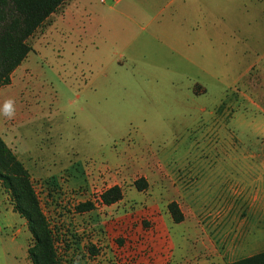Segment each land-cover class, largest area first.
<instances>
[{
	"label": "rangeland",
	"instance_id": "rangeland-1",
	"mask_svg": "<svg viewBox=\"0 0 264 264\" xmlns=\"http://www.w3.org/2000/svg\"><path fill=\"white\" fill-rule=\"evenodd\" d=\"M80 1L35 30L0 87L14 110L0 138L59 264H228L263 251L264 77H241L254 5ZM112 186L121 198L104 204ZM2 189L0 264H23L33 238Z\"/></svg>",
	"mask_w": 264,
	"mask_h": 264
},
{
	"label": "trees",
	"instance_id": "trees-1",
	"mask_svg": "<svg viewBox=\"0 0 264 264\" xmlns=\"http://www.w3.org/2000/svg\"><path fill=\"white\" fill-rule=\"evenodd\" d=\"M65 0H0V87L10 82L11 73L32 49L27 39ZM0 182L11 194L14 210L26 219L33 242L27 247L32 264H59L56 258L51 229L40 209L37 197L22 163L0 138ZM141 188V186H138ZM104 204L121 198L118 186L104 190L100 195ZM90 203L78 206L89 209ZM175 222L182 220L176 204H168ZM228 264H264V250L238 258Z\"/></svg>",
	"mask_w": 264,
	"mask_h": 264
},
{
	"label": "crops",
	"instance_id": "crops-1",
	"mask_svg": "<svg viewBox=\"0 0 264 264\" xmlns=\"http://www.w3.org/2000/svg\"><path fill=\"white\" fill-rule=\"evenodd\" d=\"M121 1L122 0H115L116 3H119ZM199 1L201 2V0H196V3ZM72 2L76 3V4L77 3L80 4L81 1L80 0H65V2L62 3L54 12H52L43 21V23L38 28H41L45 24H46L45 26H49L48 23L51 20L53 21L55 17H56V19H62L63 14H65L66 12L69 11L68 7ZM249 3L250 4L252 3L254 5V7H253L254 14L252 16L253 22H252V19L250 21H248L249 22L248 23L249 29H247L246 33L244 34V40L251 39L252 48L246 49L244 51V53H248L249 56L246 57L247 63H246V66L244 67V72H243L241 77L244 78V76L250 75V71L252 69H257L258 76L260 78H263L264 77V0H249ZM56 14H58V15H56ZM197 14L200 15V17H202V15H203L202 10L198 11V13L196 12L194 17H197ZM210 16H211V14H210ZM131 20H133V22L136 21V19H134L133 17H131ZM251 23H254L253 26H251ZM213 26H214V23L212 21L210 23L209 27L213 28ZM44 28L47 30L46 27H44ZM256 85H257V87H254V88H258L261 92H264V89H262L264 86V83L260 82L259 84L256 83ZM255 90H257V89H255ZM261 92H259V93H261ZM248 97H249V99H252L251 96H248ZM1 191H3L2 186H0V192ZM2 196H4V195H2ZM11 212L12 211L9 208V206L7 208L4 205V212L2 213L3 219H5L7 221V219H8L7 217ZM12 214L14 215L13 217L18 221L23 218L16 211H13ZM7 223H8V221H7ZM8 226H10L9 223H8ZM185 244H187V242H185ZM28 246L29 245H27V244L25 246L26 251L22 257L23 264H32L30 259L28 258V255H27V247Z\"/></svg>",
	"mask_w": 264,
	"mask_h": 264
},
{
	"label": "clouds",
	"instance_id": "clouds-1",
	"mask_svg": "<svg viewBox=\"0 0 264 264\" xmlns=\"http://www.w3.org/2000/svg\"><path fill=\"white\" fill-rule=\"evenodd\" d=\"M13 107L11 101H5L2 106H0V115L11 117L13 115Z\"/></svg>",
	"mask_w": 264,
	"mask_h": 264
},
{
	"label": "built area",
	"instance_id": "built-area-1",
	"mask_svg": "<svg viewBox=\"0 0 264 264\" xmlns=\"http://www.w3.org/2000/svg\"><path fill=\"white\" fill-rule=\"evenodd\" d=\"M105 0H100V2H104Z\"/></svg>",
	"mask_w": 264,
	"mask_h": 264
}]
</instances>
